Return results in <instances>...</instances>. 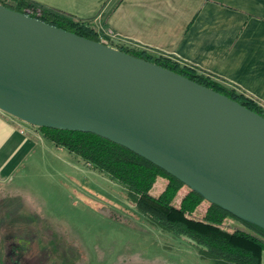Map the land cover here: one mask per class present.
<instances>
[{
  "label": "water",
  "instance_id": "1",
  "mask_svg": "<svg viewBox=\"0 0 264 264\" xmlns=\"http://www.w3.org/2000/svg\"><path fill=\"white\" fill-rule=\"evenodd\" d=\"M0 110L120 144L264 230V117L182 75L0 4Z\"/></svg>",
  "mask_w": 264,
  "mask_h": 264
},
{
  "label": "rangeland",
  "instance_id": "2",
  "mask_svg": "<svg viewBox=\"0 0 264 264\" xmlns=\"http://www.w3.org/2000/svg\"><path fill=\"white\" fill-rule=\"evenodd\" d=\"M13 182L1 192L0 264L11 255L16 264H211L138 212L121 185L51 142Z\"/></svg>",
  "mask_w": 264,
  "mask_h": 264
},
{
  "label": "crops",
  "instance_id": "3",
  "mask_svg": "<svg viewBox=\"0 0 264 264\" xmlns=\"http://www.w3.org/2000/svg\"><path fill=\"white\" fill-rule=\"evenodd\" d=\"M27 1L90 23L112 44L178 58L264 105V0ZM38 130L0 110V199L5 188L13 189L22 164L48 141ZM166 184L160 178L152 195H160ZM184 196L177 195L175 203ZM227 225L246 229L236 220Z\"/></svg>",
  "mask_w": 264,
  "mask_h": 264
},
{
  "label": "trees",
  "instance_id": "4",
  "mask_svg": "<svg viewBox=\"0 0 264 264\" xmlns=\"http://www.w3.org/2000/svg\"><path fill=\"white\" fill-rule=\"evenodd\" d=\"M0 4L78 36L100 42L97 31L90 23L50 11L27 0H0ZM111 46L221 93L264 117L263 104L236 86L178 58L120 43ZM39 130L53 145L65 149L85 165L121 185L126 190L127 199L138 212L163 231L186 240L197 249L202 259L211 264H262L263 229L210 203L204 216L196 217L195 213L205 200L190 189L180 205L176 206L175 199L186 186L142 156L91 133L50 128ZM160 178L165 179L167 184L160 195L154 196L151 192ZM229 220L238 221L246 229L229 227ZM8 253L10 255L12 250Z\"/></svg>",
  "mask_w": 264,
  "mask_h": 264
},
{
  "label": "built area",
  "instance_id": "5",
  "mask_svg": "<svg viewBox=\"0 0 264 264\" xmlns=\"http://www.w3.org/2000/svg\"><path fill=\"white\" fill-rule=\"evenodd\" d=\"M99 36V35H98ZM99 39H100V43H102V44H105V45H107V46H111V42L110 41H108V40H106L104 37H102V36H99ZM111 47H113V46H111ZM113 48H115V47H113Z\"/></svg>",
  "mask_w": 264,
  "mask_h": 264
},
{
  "label": "flooded vegetation",
  "instance_id": "6",
  "mask_svg": "<svg viewBox=\"0 0 264 264\" xmlns=\"http://www.w3.org/2000/svg\"><path fill=\"white\" fill-rule=\"evenodd\" d=\"M13 253H15V249L14 250H12V254ZM19 261V260H18ZM10 264H16L17 263V261H14V257H10V261H8Z\"/></svg>",
  "mask_w": 264,
  "mask_h": 264
}]
</instances>
